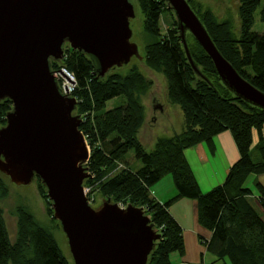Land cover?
Instances as JSON below:
<instances>
[{
    "label": "trees",
    "instance_id": "1",
    "mask_svg": "<svg viewBox=\"0 0 264 264\" xmlns=\"http://www.w3.org/2000/svg\"><path fill=\"white\" fill-rule=\"evenodd\" d=\"M187 2L223 57L244 79L264 92V33L253 29L257 11L264 23V0H239L238 29L229 18L219 20L199 0ZM139 3L146 16V30L156 39L146 48L145 63L164 74L170 100L183 110L184 128L180 134L159 138L151 151L146 150L138 138L145 119L141 96L152 83L136 66L125 73L115 68L112 74L99 77L89 56L67 46L63 60L52 62V70L66 68L76 78L73 98L82 118L80 130L91 149L86 165L91 177L84 187L99 182L104 197L145 209L161 235L148 264H172L174 253L185 254L183 229L170 213L172 205L181 199L198 203L199 223L212 234L209 241H204L208 252L216 258L212 264H264V220L252 203V191L244 187L251 175L264 174V110L237 97L222 83L211 58L189 32L188 46L204 78L189 63L178 26L160 38L163 12L174 13L165 0ZM116 98H123L124 104L109 110V103ZM11 109L10 100L0 102V127L6 123ZM225 131L233 134L241 157L224 184L204 194L185 158V150L202 142L210 143ZM255 131L259 135V162L252 158ZM131 151L142 166L137 171L127 167L110 176L118 163L127 162ZM166 178L172 180L176 195L160 202L151 191ZM40 183L53 216L47 190ZM256 188L259 206L264 211V186L257 182ZM7 192L8 188L0 183V199ZM18 220L16 242L12 243L0 206V264H73L52 232L32 214L21 208Z\"/></svg>",
    "mask_w": 264,
    "mask_h": 264
},
{
    "label": "water",
    "instance_id": "2",
    "mask_svg": "<svg viewBox=\"0 0 264 264\" xmlns=\"http://www.w3.org/2000/svg\"><path fill=\"white\" fill-rule=\"evenodd\" d=\"M165 1L195 73L204 78L191 55L188 32L211 58L222 83L264 110V92L223 57L187 0ZM134 20L133 0H0V102H12L0 128V174L18 187L42 182L73 264H148L161 240L143 208H122L110 198L100 199L97 208L90 204L84 183L91 177L86 166L91 156L78 103L63 95L52 70L67 46L89 56L99 77L115 68L122 72L134 58L143 65L140 46L132 41Z\"/></svg>",
    "mask_w": 264,
    "mask_h": 264
},
{
    "label": "rangeland",
    "instance_id": "3",
    "mask_svg": "<svg viewBox=\"0 0 264 264\" xmlns=\"http://www.w3.org/2000/svg\"><path fill=\"white\" fill-rule=\"evenodd\" d=\"M199 1L204 5V7L211 8L219 20H225L229 18L232 20L233 24L237 26V29L239 28L238 9L236 7L239 0H225V3H223V0ZM133 2L136 8L137 20H134V22L131 24V27L134 30L132 41H136L140 46L143 65L137 58H134L131 63L122 71V73H125L130 67L136 66L147 78V81L152 83L149 91L141 96L142 104L145 107V119L138 134L140 143L145 147L146 150L151 151L154 148L155 142L159 138L180 134L183 131L184 113L179 104L170 100L168 96V82L164 74L149 68L145 63L146 48L156 39H154L146 30V16L140 6L139 0H133ZM177 23L178 22L174 13H170L168 11L163 12L159 24L160 38H165L168 36L175 27L177 28ZM253 29L256 32L264 33V23H262L259 19V11H257L255 16V24ZM114 71L115 69L108 73L107 76L112 74ZM123 104V98H116L109 103L108 109L111 110L112 108ZM159 106L163 109V111H161L159 108H156ZM253 138L254 142L252 148V158L254 162H259L260 156L256 150V146L259 143V135L257 131L254 132ZM89 150L91 154L90 147ZM141 166V162L135 158L134 153L131 151L127 156V162L118 163V168L110 176L117 174L119 171L127 167H130V169L133 171H137ZM0 180L2 181H0V183H3L8 188V194L0 199V206L3 211V218L11 242H16L19 221L18 210L23 208L32 214V216L40 225L46 227L52 232L64 255L69 259L70 262H72L68 243L60 228V225L59 223L57 224L52 221L55 218L54 215L52 216L50 214L47 199L40 188V181L37 180L30 186L18 187L13 185L10 180L2 174H0ZM262 180L264 181V176ZM85 188L89 190V198L92 201L91 204L94 208H97L101 205V200L108 199L100 192L99 182L92 184L90 183ZM252 203L258 209L260 214H264V212L257 206L255 200H252ZM118 204L125 205L127 207L133 203ZM214 260H216V258L212 254H208L207 262L211 264L214 262Z\"/></svg>",
    "mask_w": 264,
    "mask_h": 264
},
{
    "label": "crops",
    "instance_id": "4",
    "mask_svg": "<svg viewBox=\"0 0 264 264\" xmlns=\"http://www.w3.org/2000/svg\"><path fill=\"white\" fill-rule=\"evenodd\" d=\"M240 157L239 149L230 131L213 137L210 143L202 142L185 150V158L204 194L224 184L230 169L240 160ZM263 176L264 174L251 175L244 185L252 191V200H255L260 210L262 209L258 203L259 192L256 183L259 182L264 186ZM151 192L160 202L168 201L176 195L170 178L163 180ZM170 213L183 229L185 241V254L174 253L171 257L172 264H210L207 262L210 253L204 241H209L212 234L199 223L197 201L181 199L172 205ZM261 216L264 220V214Z\"/></svg>",
    "mask_w": 264,
    "mask_h": 264
},
{
    "label": "built area",
    "instance_id": "5",
    "mask_svg": "<svg viewBox=\"0 0 264 264\" xmlns=\"http://www.w3.org/2000/svg\"><path fill=\"white\" fill-rule=\"evenodd\" d=\"M62 71L68 78H70L73 82L74 85L72 83H70L65 77H63L59 72L56 71ZM54 76L56 78V80L59 83V86L61 88V91L63 93V95H68L71 94L70 97H73L74 92L76 91L77 88V82H76V78L75 75L73 73H71L70 71H68L66 68H61L58 70H54ZM68 88L69 93L66 92L65 88ZM85 194L90 202V204L92 203V201L89 198V190L85 188ZM92 205V204H91ZM122 208H126L125 205H120Z\"/></svg>",
    "mask_w": 264,
    "mask_h": 264
},
{
    "label": "flooded vegetation",
    "instance_id": "6",
    "mask_svg": "<svg viewBox=\"0 0 264 264\" xmlns=\"http://www.w3.org/2000/svg\"><path fill=\"white\" fill-rule=\"evenodd\" d=\"M156 108H159L161 111H163V109L160 106L159 107H156ZM5 125H6V123L3 124L2 127L5 126Z\"/></svg>",
    "mask_w": 264,
    "mask_h": 264
},
{
    "label": "bare ground",
    "instance_id": "7",
    "mask_svg": "<svg viewBox=\"0 0 264 264\" xmlns=\"http://www.w3.org/2000/svg\"><path fill=\"white\" fill-rule=\"evenodd\" d=\"M54 72V71H53Z\"/></svg>",
    "mask_w": 264,
    "mask_h": 264
}]
</instances>
